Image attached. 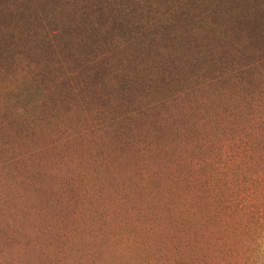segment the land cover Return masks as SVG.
<instances>
[{
    "label": "rangeland",
    "instance_id": "1",
    "mask_svg": "<svg viewBox=\"0 0 264 264\" xmlns=\"http://www.w3.org/2000/svg\"><path fill=\"white\" fill-rule=\"evenodd\" d=\"M0 264H264V0H0Z\"/></svg>",
    "mask_w": 264,
    "mask_h": 264
}]
</instances>
